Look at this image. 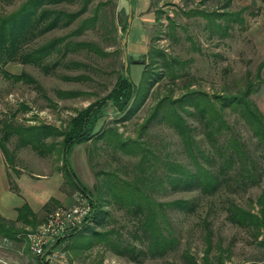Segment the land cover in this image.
Returning <instances> with one entry per match:
<instances>
[{"label": "rangeland", "instance_id": "1", "mask_svg": "<svg viewBox=\"0 0 264 264\" xmlns=\"http://www.w3.org/2000/svg\"><path fill=\"white\" fill-rule=\"evenodd\" d=\"M21 1L23 0H0V13L13 10ZM82 1L62 2L54 6L71 12L78 10ZM98 1L105 0H92L88 10L71 24L46 32L31 41L28 46H35L56 36L68 35L80 19L91 14ZM152 3L156 19L147 43L143 44L142 51H137L135 56H132L134 59L128 55L126 49L129 74L133 81L138 83L145 67L144 62L151 59L147 54L148 50L157 48L177 59L178 76L172 79L167 72H163L144 100L132 112H118L111 104L106 105L97 118L93 132L96 134L101 128L111 127L116 129L122 138L137 139L142 147L152 149L157 160L170 157L188 163L179 134L157 118L147 121L152 108L158 99L165 95L177 97L193 89L207 92L212 99H215L213 95L216 94H236L249 79L257 86L250 98L256 102L264 116V82H258L256 77L260 67V76L264 79V0H152ZM206 12L209 15L202 14ZM99 13L96 27L87 28L78 35L68 36L71 41L95 42L102 49V52L86 48L69 51L67 59L81 61L85 65L58 66L55 72L44 73L32 63L13 61L6 64V69L11 73L23 70L33 76L41 88L28 81L13 80L0 72V127L2 120H9L14 124L23 125L43 123L54 126L57 131L62 130L78 110L104 96L112 88L117 76L124 70L122 66L125 56L121 44L124 30L121 25L125 20L127 23V14L120 17L117 15L115 0H107L106 4H102ZM216 13L223 15L217 16ZM152 66V70L158 67L157 64ZM62 74H82L84 77L64 79ZM58 90H74L81 93L61 96ZM216 104L219 106L218 102ZM189 109L194 114L184 111L182 114L193 126L194 136L203 145L208 146L197 112L193 107ZM223 117L258 156L257 160L262 169L258 184L239 192L221 190L214 195H201L196 190H174L168 184L165 189L156 183L155 199L166 201L176 197H194L196 207L190 212L176 208L167 209V226L178 239L176 246L161 256L141 255L137 261L126 254L116 253L104 240L90 233L93 228L101 231L112 228L123 239L141 247L139 240L131 234L135 217L124 207H119L114 202H105L103 209L107 213L102 224H97L94 220L89 221L84 235L77 238L78 240H74L77 236L71 235L62 241L61 246L68 258L82 264H191L188 255L194 258L197 264L264 261V233L255 236L253 229L232 223L227 218L225 209L226 197L230 195L240 205L257 210L255 201L264 189V144L258 142L237 112L225 107ZM61 139V135L51 132L43 141L46 144L52 141L58 146L49 152L39 153L30 146L15 148L17 138L16 135L12 136L8 146L14 151L15 168L8 165V172L11 178L22 170L48 172L50 169H61L64 171V183L69 186L72 201L55 206H69L76 201L80 191L70 185L66 178L59 150ZM140 154V151L135 154L125 153L103 138L94 136L80 142L71 150L69 163L95 194L93 185L106 176V171H115L124 179H132L138 170L136 162ZM156 169L153 180L155 182L164 171L161 163L157 164ZM250 200H253V204ZM50 210L40 211L37 224L25 226L26 230L34 229ZM205 222L211 230L209 261L204 260L207 249ZM37 257L30 251L25 239L12 241L0 236L1 259L10 264H38Z\"/></svg>", "mask_w": 264, "mask_h": 264}, {"label": "trees", "instance_id": "2", "mask_svg": "<svg viewBox=\"0 0 264 264\" xmlns=\"http://www.w3.org/2000/svg\"><path fill=\"white\" fill-rule=\"evenodd\" d=\"M75 0H23L13 10L0 13V72L13 80H24L41 88L37 79L25 71L11 73L6 69V64L13 61L32 63L42 72H55L58 66H83L85 63L67 59L69 51L86 48L95 52L102 49L92 41H71L69 35H78L87 28H94L98 24L100 7L105 1H98L90 15L80 19L78 25L68 35L56 36L29 47L28 44L46 32L56 28L67 26L88 10L92 0H83L76 11H66L54 5ZM209 15V13H202ZM221 16L223 13H216ZM213 19V17H212ZM127 27L126 20L121 29ZM154 50V51H153ZM149 49L151 59L144 62L138 83H135L128 73L121 72L112 88L102 97L94 100L86 107L77 111L69 119L68 125L57 131L54 126L48 124H14L9 120H2L0 127V149L2 150L8 165L15 168L14 151L8 146L12 136L16 135L15 148L30 146L39 153L49 152L56 143L46 144L43 140L51 132L62 136L59 150L65 175L70 185L79 190L91 203L93 214L90 221L102 224L107 213L103 209L105 202H114L119 207L135 217V225L131 230L133 237L141 244L129 242L121 237L112 228L103 231L90 229L94 237H99L116 253L126 254L131 259L140 260L141 255H164L174 249L178 239L168 228L167 209L176 208L181 211H194L196 202L194 197H176L171 200L159 201L154 197L156 183L167 189L166 184L174 190H196L201 195H214L221 190L227 192H239L249 186L258 184L262 176V169L257 160V155L249 149L246 142L233 130L229 122L223 117V109L229 107L237 112L251 129L253 135L260 144H264V116L256 102L250 98L256 90V83L247 79L238 93L227 95L216 94L212 96L202 90H189L174 97L171 94L158 99L147 119L153 118L163 121L171 126L180 136V140L188 157V163L177 161L170 157L158 159L154 151L148 147H142L137 139L122 138L116 129L111 127L101 128L93 132L97 118L102 109L111 104L118 112H132L146 97L151 87L159 80L163 72L175 79L178 76L176 68L177 59L168 55L161 49ZM157 64L156 69H151ZM124 69V65L122 66ZM159 68V69H158ZM64 79H81L82 74L66 75ZM256 77L258 82H264L260 76V67ZM59 95L71 96L81 93L74 90H58ZM218 102L219 106H217ZM193 107L204 127V135L208 146L201 143L194 136L193 126L188 122L182 111L194 114L189 108ZM126 116V114L124 115ZM95 134V135H93ZM103 138L113 147L123 150L125 153L140 151L139 160L136 162L137 172L132 179H124L115 171H106L105 177L96 181L93 190L86 187L76 176L69 163V154L74 144L89 140L93 137ZM161 163L164 171L162 176L155 179L156 166ZM253 204V200H250ZM255 203L257 210L240 205L233 197L228 195L225 200L227 218L235 224L254 230L255 236L264 233V189L257 196ZM15 219H8L0 214V236L19 241L24 239L25 226H35L38 215L26 203L17 208ZM89 223V222H88ZM84 223L81 227L70 229L61 237L62 242L68 236H77L78 240L87 229ZM209 225L205 222V239L207 242L204 260L209 261L208 252L211 247ZM67 248V246H66ZM45 255L38 258V264H44ZM191 264H197L196 260L188 255ZM243 264H264V261L246 262Z\"/></svg>", "mask_w": 264, "mask_h": 264}, {"label": "crops", "instance_id": "3", "mask_svg": "<svg viewBox=\"0 0 264 264\" xmlns=\"http://www.w3.org/2000/svg\"><path fill=\"white\" fill-rule=\"evenodd\" d=\"M115 2L119 17L127 14L128 18L129 13L131 15L126 49L130 57L135 56L137 51L143 50V44L147 43L156 19L152 0H115ZM79 143L74 144L72 149ZM8 170V162L0 149V214L8 219H15L18 214L17 208L24 203L38 215L42 210H50L52 206L72 201L69 186L64 183V171L61 169H50L51 171L48 172L22 170L11 178ZM74 172L88 187L81 180L78 172L75 170Z\"/></svg>", "mask_w": 264, "mask_h": 264}, {"label": "built area", "instance_id": "4", "mask_svg": "<svg viewBox=\"0 0 264 264\" xmlns=\"http://www.w3.org/2000/svg\"><path fill=\"white\" fill-rule=\"evenodd\" d=\"M75 200L69 206H55L34 229L24 232L30 251L39 257L45 255L44 264H82L70 260L61 246L62 242L57 240L70 229L81 227L90 221L93 214L91 203L81 192ZM0 264L10 263L0 258Z\"/></svg>", "mask_w": 264, "mask_h": 264}, {"label": "water", "instance_id": "5", "mask_svg": "<svg viewBox=\"0 0 264 264\" xmlns=\"http://www.w3.org/2000/svg\"><path fill=\"white\" fill-rule=\"evenodd\" d=\"M130 21H131V15L129 13L128 18H127V27L125 28L124 34L121 37V44H122L123 51H124V56H125V59H124V72L125 73H128V65H129V62H128V59H127V54H126V44L125 43H126L128 31H129ZM63 236L64 235H61L57 240H59Z\"/></svg>", "mask_w": 264, "mask_h": 264}]
</instances>
